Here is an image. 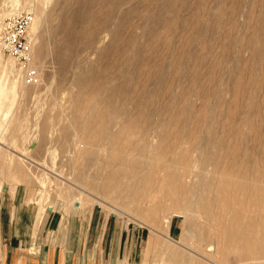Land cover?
I'll return each instance as SVG.
<instances>
[{"label":"rangeland","instance_id":"rangeland-1","mask_svg":"<svg viewBox=\"0 0 264 264\" xmlns=\"http://www.w3.org/2000/svg\"><path fill=\"white\" fill-rule=\"evenodd\" d=\"M19 16L34 49L0 48V195L39 211L0 264H260L206 247L214 161L264 156V0H0V26Z\"/></svg>","mask_w":264,"mask_h":264},{"label":"bare ground","instance_id":"bare-ground-1","mask_svg":"<svg viewBox=\"0 0 264 264\" xmlns=\"http://www.w3.org/2000/svg\"><path fill=\"white\" fill-rule=\"evenodd\" d=\"M37 22L36 14L34 24L36 25ZM219 162L225 168L223 170L221 168L222 171L219 170L221 165ZM262 162L264 163V156L261 162L252 160L250 156L243 159L231 157L228 160L214 161V189L211 204L212 208H215L213 228L217 231V243L216 247L213 242L206 247L210 253L219 250V246L223 245L239 250L240 262L264 263V171L258 170V165ZM184 169L187 170L188 167ZM186 174L184 177H190L191 173ZM245 218L248 220V232L244 233ZM167 222L169 223L170 219ZM147 226L154 230L151 224ZM256 227L260 233L256 232L253 236L251 232ZM222 263L220 261L215 264Z\"/></svg>","mask_w":264,"mask_h":264},{"label":"crops","instance_id":"crops-1","mask_svg":"<svg viewBox=\"0 0 264 264\" xmlns=\"http://www.w3.org/2000/svg\"><path fill=\"white\" fill-rule=\"evenodd\" d=\"M2 190L3 194L0 195V236L3 237L4 230L10 231L8 236L11 238L34 235L38 208L30 204L31 202L25 201L21 197L20 191L18 194V191L8 186L3 187ZM7 241V239H4L5 243ZM9 244H12L11 239ZM45 264H63V258H60L57 262L56 250H53Z\"/></svg>","mask_w":264,"mask_h":264},{"label":"built area","instance_id":"built-area-1","mask_svg":"<svg viewBox=\"0 0 264 264\" xmlns=\"http://www.w3.org/2000/svg\"><path fill=\"white\" fill-rule=\"evenodd\" d=\"M30 20L26 17H13L0 26V48L4 55L16 64L26 66L33 55V41L28 33Z\"/></svg>","mask_w":264,"mask_h":264}]
</instances>
